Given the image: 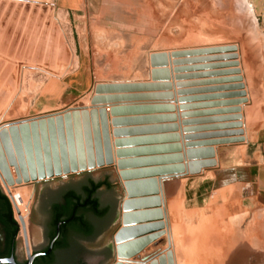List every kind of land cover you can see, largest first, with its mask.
Returning a JSON list of instances; mask_svg holds the SVG:
<instances>
[{
	"label": "rangeland",
	"instance_id": "obj_1",
	"mask_svg": "<svg viewBox=\"0 0 264 264\" xmlns=\"http://www.w3.org/2000/svg\"><path fill=\"white\" fill-rule=\"evenodd\" d=\"M53 1L0 0V127L33 119L39 122L43 117L55 122L59 116L64 124L66 115L72 122L74 114L81 118L85 110L89 116L96 113L103 144L100 112L105 110L112 160L104 159L101 167L96 166L99 169L85 173L109 169L103 166L117 158L118 168L112 169L121 185L117 170L121 174L133 168L120 169V162L145 161L149 154L156 159L180 157L179 162L136 169L164 168L175 179L165 182L170 229L175 234V255L168 250V256H176L177 264H264V202L255 185L247 182L251 150L246 130V113L251 112L264 82L263 19L246 0H102L108 7L79 24L47 5ZM157 54L165 61L154 60ZM50 83L56 84L57 93L45 98L43 92ZM100 85L110 88L97 93ZM95 98L104 101L93 105ZM53 105L63 107L62 112L46 113ZM131 105L140 107L135 111L139 115L149 110L165 115L128 118ZM52 113L54 117L49 116ZM114 114L126 117L117 124L134 125L130 130L135 134L133 146L116 145ZM165 120L169 132L143 129ZM166 133H173L163 139L172 141L174 154L154 152L160 149V135ZM126 150L135 156H118ZM8 186L18 194L32 193V199L36 190L35 185L16 186L13 181ZM146 196L132 199L142 201L134 209L143 202L154 206L155 199L157 212L165 206L161 198ZM32 199L27 200L29 216ZM130 199L129 195L124 202L129 204ZM151 218L146 220L153 225L156 219ZM27 225L30 240L38 241L37 226L28 217ZM162 226L157 224L149 238L162 234L161 248L168 241ZM19 242L21 246V236ZM230 243L237 245L231 250ZM113 254L115 259L114 247Z\"/></svg>",
	"mask_w": 264,
	"mask_h": 264
},
{
	"label": "water",
	"instance_id": "obj_2",
	"mask_svg": "<svg viewBox=\"0 0 264 264\" xmlns=\"http://www.w3.org/2000/svg\"><path fill=\"white\" fill-rule=\"evenodd\" d=\"M152 58L154 60L160 59L162 62L165 61V57L162 54H157ZM109 88L110 87L106 88L103 85H100L97 87V93ZM99 101L100 100H98V98H95L92 101V104L94 105ZM100 113L104 140L103 144H101L100 141V131L98 129L96 113L92 112L90 114L92 117L90 124L91 117L84 110L81 118L77 114H74L72 121L73 123L70 121L69 115H66L65 125L62 124V119L60 117L57 119L56 126L54 125V122L51 118L48 119L47 124V121L43 119L44 117L42 119L40 118L39 122L32 120L30 125L27 124V122H22L23 124H20V127L11 128L10 135H3V148L8 156H10L11 164L16 168L20 167L24 181L28 182L29 180H42L41 183L38 184L35 182L37 185L35 184V196L32 199L30 205L31 214L29 216V220L37 226L39 240L42 239L39 225L43 222L41 209L38 204L39 194L46 192L47 190H56L59 187L77 189L84 183H87L89 179L95 182L107 180L112 185L110 192L107 191L106 187H102L98 192V197L102 202H112L113 209L110 221L107 224H104L103 233L93 246L94 248H110L112 252L110 260L111 262L114 258L111 235L120 223V201L124 196V192L112 168L85 173L92 171L96 166L101 167L104 164V159L107 163H110L112 159V152L110 150L108 141V130L104 119L105 110H102ZM114 124H117V122L115 121ZM91 128H93V131ZM123 133L124 132H116V135ZM123 144L124 143H116V145ZM159 151L160 149L154 152ZM123 154L124 156L128 155L126 152H119L118 156L121 157ZM179 161V156H172L169 158H155L149 161L127 160L126 162H120V169H134L130 172L121 173L123 179L130 181L127 183V188L131 197L129 207L131 205L135 207V204H139V202H132V199L137 195L157 196L156 194L158 193V183L155 180L150 179L143 181L138 180V178L145 177L148 179L153 176H161L167 171V169L164 168H155L153 170L151 169L144 171L141 169L136 170L137 168H141L146 164H165L167 162L174 163ZM78 172L85 174L49 181L54 178V174H56V177H62V175L66 176ZM46 175L48 176V180L46 181H48L47 184L49 186L47 190L44 189L45 187L42 185L43 182H46ZM0 189L2 190L1 186ZM152 204L154 206L158 205V199L153 200ZM138 233L139 231H130L128 233L125 232L119 236V239L125 240L126 238L136 236ZM58 235L59 229L56 236L58 237ZM122 250V254L120 253L119 255L125 257H130L132 255V253H130L131 250L129 253H126L124 247Z\"/></svg>",
	"mask_w": 264,
	"mask_h": 264
},
{
	"label": "bare ground",
	"instance_id": "obj_3",
	"mask_svg": "<svg viewBox=\"0 0 264 264\" xmlns=\"http://www.w3.org/2000/svg\"><path fill=\"white\" fill-rule=\"evenodd\" d=\"M246 10L248 12H250L251 7L249 5H247ZM246 94H247V92H246ZM70 109H68V111L73 112V109L72 108H70ZM63 112H65V111H63ZM79 112H80V110H79ZM51 115L53 116V114H51ZM62 116L64 117V115H62ZM51 119L54 122L53 118H51ZM57 119L55 120L56 123L54 122L55 126L57 125ZM33 120H35V119H33ZM31 121L32 120L28 121L27 124L30 125ZM46 123L48 124V122H46ZM20 124H23V123L22 122H16V123L14 122L12 124H5V125L0 127V147H1L0 148V184L4 188V190H6L10 194V197L12 198L15 210H16L17 214L20 216L21 220H24L23 217L26 218L25 219L26 228H24V229H28L29 228V225H27V217L28 216L25 213V208H27V205H29V202L27 200L30 201L32 199V193H30L29 194L30 197L28 199H26L29 196L27 193L18 194L16 192V190H13L8 185L13 181V183H16V186H25V185L29 186V185H35L36 184L35 182H39L42 180H37V181L29 180L28 182L24 181L23 174L21 172L20 167L16 168L15 166H13L11 164L10 156H8V154L5 152V150L3 148V135L4 134L10 135L11 134V132H10L11 128H13V127L18 128V127H20L19 126ZM62 124H63V120H62ZM63 125H65V121H64ZM114 157H115V155H114ZM6 166L8 169L6 168ZM108 167L117 169L118 168V159L117 158L114 159L113 163L110 165L108 164V166H103V168H108ZM96 169H99V168L95 167L93 170H96ZM122 169H126V168H122ZM117 171H118L119 179L121 181V185L123 187V190L125 191V194H124L123 200L120 204V223H119L120 226H119L118 230L116 231V233L113 235V240H112L115 258H116V263L117 264H177L176 256H174L172 258L171 256L167 255L168 250L172 251L173 254L175 255V251L173 248V243H174L173 240H174L175 234H173V231L170 229V226H171L170 225V219L171 218L169 217V211H167V208H168V206H167V201H168L167 194L168 193L165 190V182L168 180L171 181V180H175V179L171 177V174H165V175L160 176L158 178V180L156 181L158 183V193L156 194L157 196H153V195L146 196V198H148L149 200H153L155 197L161 198V201L165 204V206L162 207V205H161V208H159L160 212H157L155 210V208H153V206L149 205L150 203H146V202H143L142 203L143 206L140 205L138 207L139 209L138 208L134 209V207L132 205L129 207V204H126V202H124L125 200L128 199L130 192L127 188V182L125 181V179L122 178V176L120 174L121 171L120 170H117ZM55 175L56 174L53 175L54 178L56 177ZM62 176H65V175H62ZM141 179H143V178H138V180H141ZM46 180H48L47 175L45 176V181ZM143 181H145V179ZM173 186H176V185H173ZM138 198L139 197H137V199ZM140 202H142V201H139V204H140ZM149 202H151V201H149ZM145 203H146V205H145ZM166 206H167V208H166ZM125 207L127 208V210L124 212ZM133 210H135L137 213L135 214ZM127 212H128V214H126ZM154 213H156V214H154ZM159 213H162V216ZM121 214L123 215L122 219H121ZM156 215L159 216V218H155L154 216H156ZM147 216H150V218L154 217V219L151 218L152 220L156 219L155 222L153 223V225L151 224V222L146 220ZM157 224H158V226L163 225L161 228V232H163V229H166V231H167L168 241L166 242V246L164 245L165 247H163V248L160 247L161 243H160V241H158L159 237H161L162 234L153 238V240L149 241V238L154 236L153 229ZM130 231H133V232L139 231V233L136 236L126 238L125 240L119 239V236L121 234H123L125 232L128 233ZM21 235H23V233ZM154 242H158V243L154 244ZM228 245L230 246L229 249H231V246H234L235 244L230 243ZM236 245H235V247H236ZM226 246H225V248L228 249V247H226ZM123 247L125 248L126 253H129V251L131 250L130 253H132V255L130 257H125V256L119 255L123 251L122 250ZM218 263H216V264H218ZM212 264H214V262Z\"/></svg>",
	"mask_w": 264,
	"mask_h": 264
},
{
	"label": "flooded vegetation",
	"instance_id": "obj_4",
	"mask_svg": "<svg viewBox=\"0 0 264 264\" xmlns=\"http://www.w3.org/2000/svg\"><path fill=\"white\" fill-rule=\"evenodd\" d=\"M88 182L75 190L81 194ZM43 183L44 189L47 190L48 182ZM101 188L95 196L101 207L107 209L106 217H97L91 210L83 209L82 215L87 220L92 234L89 237L80 236L75 239L67 235L61 238L60 229L66 226L64 220L54 226L55 210L65 205L64 196L70 188L59 187L39 194L38 204L43 217V222L39 225L42 239L32 242L28 229H24V240L20 246V229L15 233L14 228L8 229L0 224V264H112L113 261V264H117L116 258L110 262L112 253L110 248L93 247L103 233L104 224L110 221L113 209L112 202H102L98 197ZM111 189L112 185L109 183L107 191L110 192ZM58 229L59 235L54 238L53 235L58 234Z\"/></svg>",
	"mask_w": 264,
	"mask_h": 264
},
{
	"label": "crops",
	"instance_id": "obj_5",
	"mask_svg": "<svg viewBox=\"0 0 264 264\" xmlns=\"http://www.w3.org/2000/svg\"><path fill=\"white\" fill-rule=\"evenodd\" d=\"M246 2L254 9V12L258 16H260L264 21V0H246ZM106 3H107L106 1H102V0H54L52 3H48L47 5L49 4L54 5L56 9L62 10L65 12V15H67L65 16V18L67 17L70 19V21H73L75 23L79 22V24L80 23L82 24V23H86L87 20L90 19L93 14H96V12H98L100 9H104L105 7H108ZM68 87L72 88V86L70 85ZM86 88L87 89H84L85 91L88 90V87ZM56 93H57L56 84L50 83L45 88V91L43 92V96L45 98H48L51 95H56ZM256 95L257 97L254 98L253 107L251 108L252 109L251 112L246 113V117L248 116L247 123H246V130L249 128L247 130V135H248L247 145L249 146L251 150L249 154L250 163L248 167L249 170H248V176H247V178L249 179L247 182L248 183L250 182L251 184L255 185L257 195L260 196L261 200L264 202V82L262 83L261 87L258 88ZM127 107H128L127 113L131 112L128 115V118H131L132 116H137L141 118L143 117V119H151V118L153 119L155 116L162 117L163 115H165L162 113L160 114L152 113L154 112L152 110L144 111L142 112L143 114L140 112L141 115H139V114H136L135 111L141 110L140 107H136L135 105L133 106L131 105ZM62 108L57 107V105H53L47 108L45 111L46 113H49V112L58 113V112H62L60 111L62 110ZM144 109H146V107ZM43 113L44 111H40L38 114H43ZM114 115L115 116L112 117L113 121H120V120L126 119L124 115H119V114H114ZM106 125H107V130L109 132V125L107 123ZM113 126H114L113 135L117 138L116 143H124V145H117V146H125L126 143H129L135 140V134L130 133V130H132L131 128L132 127L134 128L133 124L114 125L113 123L112 127ZM143 127H144L143 129H145L144 131L149 132V133H155L157 132L156 130H161L165 132H169L170 130L167 120H165L164 122L160 121L159 123L151 122L147 125H144ZM116 132H124V133L116 135ZM171 135H173V133H166V134L160 135V141H161V144H159L160 154L165 153L166 155H168L170 154V152L173 153L175 151L173 149L172 141L169 139H163L164 137L167 138ZM150 142H154V141H150ZM150 142H148L147 144H149ZM129 144L132 145V143H129ZM134 144L136 145V143ZM135 148H131L128 150H132ZM125 152H127V150ZM129 156H135V154H130ZM152 158H155V157L149 154V157L147 158L145 157V161L152 160ZM165 158H169V157H165ZM150 165L152 164H146L144 165V168L145 169L150 168L149 167ZM144 179L145 177L143 178V180Z\"/></svg>",
	"mask_w": 264,
	"mask_h": 264
},
{
	"label": "trees",
	"instance_id": "obj_6",
	"mask_svg": "<svg viewBox=\"0 0 264 264\" xmlns=\"http://www.w3.org/2000/svg\"><path fill=\"white\" fill-rule=\"evenodd\" d=\"M101 187H109L107 180L101 182L89 181L84 186L81 194L75 188L68 189L64 199L65 205L57 207L54 216V226L56 227L60 221H65L66 226L60 229L61 238L65 235L75 239L80 236L89 237L92 233L89 224L82 215L83 209H89L97 217H106L108 211L101 207L99 200L95 196ZM0 224L14 228L15 233L18 231V224L14 219L13 210L9 199L0 189ZM54 238L56 233H54Z\"/></svg>",
	"mask_w": 264,
	"mask_h": 264
},
{
	"label": "built area",
	"instance_id": "obj_7",
	"mask_svg": "<svg viewBox=\"0 0 264 264\" xmlns=\"http://www.w3.org/2000/svg\"><path fill=\"white\" fill-rule=\"evenodd\" d=\"M10 198H11V197H10ZM9 201H10L11 206H12L14 219H15V221H16L17 224H18V228L20 229V236H21L22 239L24 240V236L21 235V234L23 233L24 228H26V226H25V219H26V218L23 217L24 220H21L20 216L17 214V212H16V210H15V207H14V205H13L12 199H10ZM25 213H26V215H27L28 218H29V207H27V208L25 209Z\"/></svg>",
	"mask_w": 264,
	"mask_h": 264
}]
</instances>
